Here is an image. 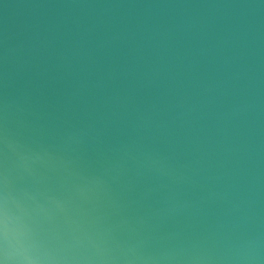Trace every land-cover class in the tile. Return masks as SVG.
Wrapping results in <instances>:
<instances>
[{"label":"clouds","instance_id":"1","mask_svg":"<svg viewBox=\"0 0 264 264\" xmlns=\"http://www.w3.org/2000/svg\"><path fill=\"white\" fill-rule=\"evenodd\" d=\"M0 264H264V0H0Z\"/></svg>","mask_w":264,"mask_h":264}]
</instances>
